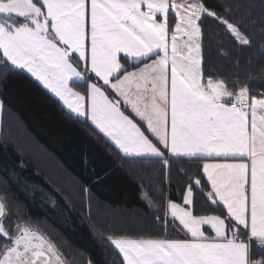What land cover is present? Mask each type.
<instances>
[{
	"label": "snow or ice",
	"instance_id": "obj_1",
	"mask_svg": "<svg viewBox=\"0 0 264 264\" xmlns=\"http://www.w3.org/2000/svg\"><path fill=\"white\" fill-rule=\"evenodd\" d=\"M170 14L176 18L171 33ZM202 16L250 46L237 24L200 0H0V63L31 74L126 156L202 168L203 179L186 188L184 206L167 205L172 222L189 238L106 237L121 264H264V256L251 259V245L241 238L246 231L264 249V97L205 77ZM180 35L187 37L182 43ZM122 58L143 67L129 71ZM105 86L122 99H110ZM121 103L145 123L155 143ZM213 157L239 162L197 163ZM202 184L210 188L204 201L222 207L227 224L220 215L194 214V190L204 195ZM205 226L214 235H206ZM0 237L10 241L0 250V264H66L57 247L30 226L17 225L11 235L0 220Z\"/></svg>",
	"mask_w": 264,
	"mask_h": 264
},
{
	"label": "trees",
	"instance_id": "obj_2",
	"mask_svg": "<svg viewBox=\"0 0 264 264\" xmlns=\"http://www.w3.org/2000/svg\"><path fill=\"white\" fill-rule=\"evenodd\" d=\"M200 1L237 24L251 41L250 46H241L220 22L202 16L198 23L205 77L223 79L229 90L247 87L250 96L264 97V0ZM175 22L170 14V33ZM122 62L129 71L143 65L123 58ZM105 89L116 98L113 90ZM0 100V195H6L10 210L6 225L11 233L21 220L44 222L53 231L45 234L68 264H121L108 236L189 238L172 222L167 204L182 201L191 181L203 179L199 175L202 168L180 160L165 165L158 157L121 154L34 77L6 61L0 63ZM124 109L134 116L129 108ZM27 148L43 151L52 160L51 168L42 166ZM208 190L204 187V195L194 190V213L225 217L222 207L204 201ZM241 236L248 240L246 231ZM248 241L251 259L264 256L255 240ZM5 244L0 237V250Z\"/></svg>",
	"mask_w": 264,
	"mask_h": 264
},
{
	"label": "rangeland",
	"instance_id": "obj_3",
	"mask_svg": "<svg viewBox=\"0 0 264 264\" xmlns=\"http://www.w3.org/2000/svg\"><path fill=\"white\" fill-rule=\"evenodd\" d=\"M177 3H182L183 1H176ZM201 2V1H200ZM181 11H182V9H181ZM187 39V37L186 36H183V35H180V36H178V43H182L184 40H186ZM0 59H1V57H0ZM143 67V66H142ZM31 75V74H30ZM130 109H131V107L129 106V105H127ZM13 119H15V118H13ZM29 148H32V146L31 145H29ZM26 150V152L28 153V152H31V153H33L34 155L33 156H35V157H37L38 158V160L42 163V166L44 165H47V166H49L50 164L49 163H51V161L52 160H49L48 158H47V156H46V154L43 152V151H32V150H30V149H25ZM32 155V154H31ZM166 157H168V156H170L168 153L165 155ZM48 161V162H47ZM50 167V166H49ZM53 167H55V166H53ZM44 168V167H43ZM47 168V167H46ZM51 168V167H50ZM56 168V167H55ZM60 174V173H59ZM3 188V187H2ZM184 195H186V191H185V193H184ZM2 196H4L3 198H5L6 197V195H2ZM171 202H175V203H179L182 207L184 206L183 205V202L182 201H173V200H171V201H169L168 202V204L169 203H171ZM167 204V205H168ZM16 208H18L17 209V211H19V212H21V210H22V206L20 205V204H18V205H16ZM10 211V210H9ZM167 212H168V214H169V216H171V214H170V210L168 209V207H167ZM198 215H217V214H198ZM120 218V217H119ZM118 218V216H116V219H119ZM221 218H224V219H226V224L228 223V218H226V217H223V216H221ZM21 219H23V218H21ZM21 224H23V225H29V226H33V227H36V228H38L39 230H41L43 233H45V232H47V233H49L50 232V234H53V231H48V226L44 223V222H42V221H37V220H31V219H27V220H21V222L18 224V225H21ZM208 228H206V231L208 232V230H207ZM15 230H16V228H15ZM205 230V229H204ZM185 232H186V230H184ZM4 240H6L7 241V244H8V239L7 238H4Z\"/></svg>",
	"mask_w": 264,
	"mask_h": 264
},
{
	"label": "crops",
	"instance_id": "obj_4",
	"mask_svg": "<svg viewBox=\"0 0 264 264\" xmlns=\"http://www.w3.org/2000/svg\"><path fill=\"white\" fill-rule=\"evenodd\" d=\"M142 10H144V8L142 7ZM171 11V10H170ZM157 19H160V17L158 16L157 17ZM129 60H131V61H133L131 58H128ZM146 62H150V61H146ZM121 63L123 64V62H122V59H121ZM143 65H141L139 68H141ZM138 69V68H137ZM136 69H134V70H131V71H135ZM202 83H203V81H202ZM74 90H77V91H83V90H78V89H76V88H74ZM105 91H106V89H104ZM50 91V90H49ZM115 93V92H114ZM53 94V93H52ZM106 94L109 96V98L110 99H115V98H113V97H111L108 93H107V91H106ZM115 95H116V98H119L118 96H117V94L115 93ZM119 99H122V98H119ZM62 102V101H61ZM62 104H63V102H62ZM89 104H90V101H89ZM0 105H2V101L0 100ZM121 110L122 111H124V113H125V115H128L131 119H133V121L134 122H136L137 124H138V126H140L141 127V130L142 131H145V134L146 135H149V138L150 139H153V142L155 143L156 141L154 140V138L144 129V127L141 125V123L137 120V119H139L140 120V118L138 117V116H136L135 115V113L127 106V105H125V104H123V103H121ZM66 107V106H65ZM124 107H127V108H129L131 111H132V113L134 114V116L137 118H135L133 115H131L129 112H127L125 109H124ZM67 108V107H66ZM69 110V109H68ZM70 111V110H69ZM81 118H83V117H81ZM1 119H2V106H0V131H1ZM92 126H93V128L94 129H96L98 132H99V130L91 123V121L90 120H87ZM141 121V120H140ZM143 122V121H142ZM144 123V122H143ZM145 124V123H144ZM99 133H101V132H99ZM102 134V133H101ZM121 154H123V155H125L120 149H118L115 145H114V143L107 137V136H105L104 134H102ZM163 150V149H162ZM169 155H170V153H168ZM126 156V155H125ZM144 156H150V157H155V156H151V155H144ZM141 157V156H140ZM158 158H160V157H158ZM229 162H239V161H233V160H226V159H224V158H215V157H213V158H206V159H204V163H229ZM244 162H248L247 160L246 161H244ZM195 214V213H194ZM169 215V214H168ZM206 228H208V226H205L204 227V229H205V234L206 235H209V236H211V235H214V232H211V234L209 233V232H207L206 231ZM247 233V232H246ZM247 235H248V233H247ZM132 238H134V237H132ZM241 238H242V236H241ZM184 239H188V238H184ZM246 242H249L248 240H246Z\"/></svg>",
	"mask_w": 264,
	"mask_h": 264
},
{
	"label": "water",
	"instance_id": "obj_5",
	"mask_svg": "<svg viewBox=\"0 0 264 264\" xmlns=\"http://www.w3.org/2000/svg\"><path fill=\"white\" fill-rule=\"evenodd\" d=\"M0 201H2L4 204H5V215L3 216V217H0V220H2L3 221V223H4V226H5V220H6V218L9 216V208H8V205H7V202L5 201V199L0 195ZM21 226H29V225H23V224H21ZM33 230H36V231H38L39 233H41V234H43L47 239H49L48 237H47V235L45 234V233H43L41 230H39L38 228H36V227H33V226H30ZM16 234V230L14 231V235ZM50 240V239H49ZM51 241V240H50ZM52 242V241H51ZM53 243V242H52ZM63 256V255H62ZM64 258V257H63ZM65 259V258H64ZM66 261V260H65ZM66 264H68L67 263V261H66Z\"/></svg>",
	"mask_w": 264,
	"mask_h": 264
},
{
	"label": "flooded vegetation",
	"instance_id": "obj_6",
	"mask_svg": "<svg viewBox=\"0 0 264 264\" xmlns=\"http://www.w3.org/2000/svg\"><path fill=\"white\" fill-rule=\"evenodd\" d=\"M9 215H10V211H9ZM8 217H9V216H8ZM8 217H7L6 220H5V228L9 231V233H10L11 235H14V233H11L10 228H8L7 225H6V221H7ZM8 244H10V241H9V240H8Z\"/></svg>",
	"mask_w": 264,
	"mask_h": 264
}]
</instances>
